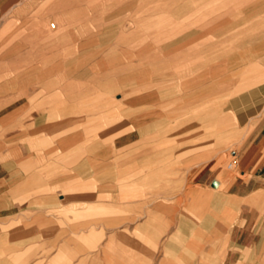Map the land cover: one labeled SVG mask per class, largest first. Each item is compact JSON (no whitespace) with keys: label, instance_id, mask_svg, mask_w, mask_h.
<instances>
[{"label":"crops","instance_id":"1","mask_svg":"<svg viewBox=\"0 0 264 264\" xmlns=\"http://www.w3.org/2000/svg\"><path fill=\"white\" fill-rule=\"evenodd\" d=\"M223 70L163 73L119 98L135 124L104 131V144L49 134L39 117L10 130L13 117L34 118V95L8 104L0 264H264V82L224 88ZM213 107L217 136L240 140L228 168L199 120Z\"/></svg>","mask_w":264,"mask_h":264},{"label":"rangeland","instance_id":"2","mask_svg":"<svg viewBox=\"0 0 264 264\" xmlns=\"http://www.w3.org/2000/svg\"><path fill=\"white\" fill-rule=\"evenodd\" d=\"M257 48H264V0H0V122L29 88L34 118L24 112L8 129L27 130L39 117L49 134L104 144V131L135 124L119 98L142 85L151 90L163 73L177 81L220 66L224 88L263 83L264 54L250 57ZM209 111L216 118L218 110ZM213 121L205 123L209 150L226 152L228 168L240 140L217 139Z\"/></svg>","mask_w":264,"mask_h":264},{"label":"bare ground","instance_id":"3","mask_svg":"<svg viewBox=\"0 0 264 264\" xmlns=\"http://www.w3.org/2000/svg\"><path fill=\"white\" fill-rule=\"evenodd\" d=\"M264 54V48H257V49H254V50H252L251 52H250V57L252 58V57H257L258 55L260 56V55H263ZM263 75V79H264V74H262ZM230 77V76H229ZM259 77H261V76H259ZM231 78H232V76H231ZM258 79V78H257ZM220 96V95H219ZM220 100V99H219ZM228 103V102H227ZM223 107V106H222ZM210 112V111H209ZM213 119H215V117L213 116V117H206L204 120H206V121H209V120H213ZM203 123V122H202ZM214 126L215 125H213L212 127L214 128ZM224 133H226V132H224ZM223 134V133H222ZM221 134V135H222ZM218 134H216V136H217ZM215 136V135H214ZM215 136V137H216ZM222 137V136H221ZM217 139H218V136L216 137ZM178 236V235H177ZM172 250V249H171ZM174 251V250H173ZM195 253V252H194ZM196 254V253H195ZM202 254H203V252H202ZM191 255V254H190ZM197 256V255H196ZM201 256V255H200ZM192 257V256H191ZM202 257V256H201ZM195 259V258H194ZM213 264V263H212Z\"/></svg>","mask_w":264,"mask_h":264},{"label":"water","instance_id":"4","mask_svg":"<svg viewBox=\"0 0 264 264\" xmlns=\"http://www.w3.org/2000/svg\"><path fill=\"white\" fill-rule=\"evenodd\" d=\"M215 187H217V184H215Z\"/></svg>","mask_w":264,"mask_h":264}]
</instances>
